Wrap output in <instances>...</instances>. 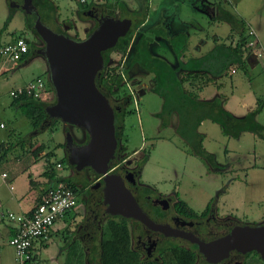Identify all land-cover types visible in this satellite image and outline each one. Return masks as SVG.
I'll use <instances>...</instances> for the list:
<instances>
[{
    "label": "trees",
    "instance_id": "16d2710c",
    "mask_svg": "<svg viewBox=\"0 0 264 264\" xmlns=\"http://www.w3.org/2000/svg\"><path fill=\"white\" fill-rule=\"evenodd\" d=\"M229 4L230 2L228 3L226 0H216L213 20L219 24L228 25L230 35L227 38H231V41L228 43L221 36H217L212 48L198 56H190L186 59L182 58L185 56L187 48V36L181 32L168 36L161 29L143 27L146 20L145 11L128 12L123 2L78 5L81 8L79 11L95 6L102 8L105 16L113 17L114 12L118 10L120 19H131V27L126 35L120 37L114 47L102 52L104 66L95 78L96 87L108 99L114 110L117 147L114 158L110 162L111 167L123 162L129 156L126 147L121 143L123 118L127 113L125 106L129 105L132 97L127 93L125 86L129 81L136 84L147 75H150L149 89L145 91L156 94L162 101L161 109L156 114L159 120V128L164 129L174 121V132L181 139L184 146L191 154L203 159L211 169L219 170L220 168L216 164L215 155L205 151L203 147L205 135L198 130L202 122L215 123L221 134L227 138L238 139L241 134L250 133L255 138L264 141V126L256 120L257 115L262 110L263 99H259L255 107L243 116H235L225 109L223 100L220 97L202 100L199 96V92L205 86L219 78L228 76L232 68L244 69L245 64H248L250 51L246 48V34L249 27ZM32 5L43 23L47 22L55 25L57 7L52 0H33ZM26 16L25 30L32 34L34 38L40 39L34 29L35 15L27 13ZM10 18V16L7 18L6 25ZM56 32L64 34L58 28ZM234 35H236L237 40L232 42ZM28 43L29 50L19 62L31 59L36 55L33 52V49L37 48L34 39L33 41L28 40ZM160 45L165 46L170 56L160 54ZM111 53L119 55L116 63L111 59ZM38 77L43 79L42 76ZM43 81L46 84L44 99L34 98L23 91L12 100V104L20 108L36 133H41L45 129L53 131L61 123L58 119L50 118L45 113V108L55 102V93L49 81L47 79H43ZM87 139L85 133L84 140L80 143H85ZM58 147L61 148L62 144ZM31 148L30 143L26 151L31 150ZM0 149L4 151V155L10 148L3 149L1 145ZM41 151L42 147L39 146L30 152L37 155ZM53 156H55L54 153H46L44 156L47 162L45 168L48 179L47 187L61 183L70 188L77 196L76 206L62 217L69 225L72 222L74 223L76 219L74 210L79 205L78 195L80 191L71 183L68 177L58 176L56 173L57 164L66 169H71L67 165L66 156H62L58 162H55L54 166L50 164V159ZM147 159L148 156L144 155L142 159L138 160L134 169L137 177H139L142 166ZM47 187L40 189L39 202ZM153 191V188L143 186V196L151 195ZM143 196L142 200L145 201ZM143 201L142 206L147 211L151 206ZM175 209L179 215L187 219H196L206 216L210 206H207L199 214L190 209L184 201L179 200L175 204ZM102 210L103 208L99 205L97 210V216L100 219L99 227L94 224L92 229L85 230L83 240L74 237V233L67 230L64 238V264H93L95 261L97 264H209L204 261L195 244L179 246L168 242L167 245L163 244L159 248L160 258L158 260L146 258L145 256L141 257L139 252L131 246L129 220L108 214L103 216ZM153 210L156 211L157 215L162 214L158 211L159 208H153ZM148 214L150 215V213ZM86 233H88L89 238L87 235L85 236ZM253 255L258 257L255 252L247 253L246 256L251 257ZM36 257L37 255L33 254L28 264H38ZM251 264H254V262Z\"/></svg>",
    "mask_w": 264,
    "mask_h": 264
},
{
    "label": "rangeland",
    "instance_id": "374dc122",
    "mask_svg": "<svg viewBox=\"0 0 264 264\" xmlns=\"http://www.w3.org/2000/svg\"><path fill=\"white\" fill-rule=\"evenodd\" d=\"M52 1L57 7L55 25L69 37L84 39L86 34L95 27V23L88 13L78 11V4L73 0ZM184 1L150 0L149 3L151 8L158 5L159 10L156 13H160L162 8L166 10L170 8L171 12L181 13L182 17L185 11H188L189 18L194 17L201 27L209 30L207 31L210 34H208L209 37L211 36L210 31L213 30L212 33H218V36H221L224 41L228 43L231 41V38H227L230 35H228V25L220 24L216 28L210 24L211 27H208L207 17L189 9L187 4L183 3ZM16 2L20 3L17 0H0V30L3 29L8 36L21 35L29 41L34 39L37 48L42 46L38 38H34L25 30L27 13L21 8H16L14 6ZM201 2L209 6L212 3L215 13L216 0H202ZM229 2V5L232 6L235 0H229ZM124 3L128 12L138 8L133 1ZM212 9L207 10V13H211ZM202 12L206 13L205 10ZM234 12L255 30L257 39L262 46V52H264V0H238ZM9 16L11 18L6 25ZM113 18L120 19L118 10L114 12ZM44 24L52 31H57L55 25L47 22ZM64 25L68 26V29H64ZM73 26L75 28H72ZM236 40L237 37L234 35L232 42ZM249 54L251 55L250 52ZM34 56L21 69L19 66L16 67L20 74L18 80L21 82L32 80L36 74L48 80L47 65L43 57L38 54ZM111 59L116 63L119 55L111 53ZM256 60L255 57L250 56V65L245 64V68H238L236 74L224 77L223 89L225 94L234 92V102L232 103L235 104V107L239 105L238 98L240 97H244L245 103L250 106H255L259 99H263L262 110L257 121L264 126V70L262 68L264 57L258 59L257 62ZM11 77L12 71L6 77H0V125H2L0 140H8L9 144H14L9 156L20 152L22 148L27 150L30 143L32 147L40 145L42 150H46L45 153L55 154L50 159V164L54 166L55 162L64 156L58 147L65 140L64 132L68 130L78 143L84 140V133L82 130L62 122L53 131L45 129L41 133H36L20 108L12 104L13 98L9 95V89L14 85L13 80L16 79V76ZM149 79L150 76L147 75L136 84L129 81L125 86L127 93L130 94L128 92L130 88L133 95L129 105L125 106L127 113L123 118L121 143L126 147L129 156L122 164L126 163L129 169L133 170L137 166L138 160L147 155L148 159L142 166L138 182L140 185L151 187L154 191L160 192L164 197H170L171 205L182 200L190 209L199 214L207 206H210L217 219L229 217L235 219L239 225L264 224V141L256 139L250 133H243L238 139L227 138L221 134L215 123L204 121L198 128L199 132L206 134H204L203 147L205 151L215 155L216 164L220 168L219 170L211 169L203 159L191 154L184 146L174 132V121L164 129L159 128L156 114L161 109L162 101L156 94L145 91L149 89ZM37 157L38 154L34 155V159ZM28 158L29 156H25L23 163L27 162ZM22 166L24 165L22 164ZM62 168V170L56 168L58 176L67 177L71 174L69 169L63 166ZM82 207L83 205L79 204L75 208V222L63 228L60 237L57 234L53 235L50 245L55 252H58L55 248L59 240L64 248L67 230L70 233L75 232L76 224L81 221ZM3 247H5L3 254L8 257L11 250L7 246ZM62 260L63 258L58 260L59 264H62ZM252 262L264 264L254 255L245 257L241 264H251ZM93 264H97V262L95 261Z\"/></svg>",
    "mask_w": 264,
    "mask_h": 264
},
{
    "label": "water",
    "instance_id": "95a60500",
    "mask_svg": "<svg viewBox=\"0 0 264 264\" xmlns=\"http://www.w3.org/2000/svg\"><path fill=\"white\" fill-rule=\"evenodd\" d=\"M31 1L23 0L21 6H14L26 13L33 12L34 29L44 43L39 54L47 65L48 81L55 93V102L45 108V113L86 133L87 141L80 144L74 143L73 136L67 134L70 145L66 161L71 169L89 168L99 176L105 213L135 219L165 236L185 238L197 246L209 264L220 263L232 251L255 252L264 262V225H235L227 234L204 242L192 233L155 224L139 206L122 176L112 172L110 162L117 147L114 110L96 87L95 78L104 66L102 52L114 47L118 39L126 35L131 19L103 16L84 39H74L48 28Z\"/></svg>",
    "mask_w": 264,
    "mask_h": 264
},
{
    "label": "crops",
    "instance_id": "0c3cea01",
    "mask_svg": "<svg viewBox=\"0 0 264 264\" xmlns=\"http://www.w3.org/2000/svg\"><path fill=\"white\" fill-rule=\"evenodd\" d=\"M132 1L135 2V4H137L138 7L135 11L140 12L141 10H143L146 12V20L143 24V27H149L150 29H157V30L161 29L165 31L167 33L166 35L168 36L176 32L184 33L187 36L188 38L187 48H186L185 56L182 59H186L190 56H198L206 52L207 50L212 48L214 40L217 39L218 33L216 32L212 33L213 30H211L210 31L211 36L209 37L210 34L207 32L209 30H207L204 27H201V25L198 24L199 22H197L194 19V17L189 18L188 11H185L182 17H181V13L180 14L176 12L173 13L171 12L172 9L170 8H169L170 10L169 9L166 10L162 8L160 13H156V11L159 10L158 5L155 8L153 7L151 8L149 3L150 0H124V2H132ZM201 1L202 0H193V1L185 0L183 3L187 4L189 9H191L192 11L199 12L200 14L206 16L208 20V24H207L208 27H211L210 24H213V26H216V28H218L217 26H219L220 24L213 20V16L215 13L213 12L212 9L213 8L212 3H210L209 6V5H204ZM228 1L229 0H226V2ZM124 2L123 4L125 5ZM237 2L238 0H235V2L232 4L231 8L233 10ZM210 9H212V12L207 13L208 12L207 10ZM203 10H205L206 13L202 12ZM246 23H247V27H251V25L248 22ZM3 32L4 31L0 30V41H8L10 38L15 36V35L8 36L6 35L5 32L4 33ZM159 47H160L159 49L160 54L170 56L169 53H167L165 46L160 45ZM250 56L248 58L249 65L251 64L249 60ZM166 58L168 59V57ZM30 61H31L30 58L27 60H23L22 62H19L15 67L11 68L9 71L4 72V74L2 75L4 77H6L7 74L11 71H12L11 78L16 76V79L13 80L14 85L10 87L9 92L15 88L24 86L26 83L31 81L29 80L27 82L26 81L21 82V80H18L20 74L19 71L16 70V67L19 66L21 69L24 65H26L27 62ZM257 61L258 60H256V62ZM232 70L234 71L233 73ZM237 71H238L237 68H232L229 71L228 76L236 74ZM38 76L40 75L36 74L35 77ZM223 78L224 77L219 78L215 80V82H212L209 85L205 86L199 92L200 99L211 100L215 97H220L223 100V106L225 107V109L230 111L235 116H243L246 112H248L249 110L255 107L252 105L251 106L247 105L248 103H245L244 97L238 98L239 105L235 107V104L232 103L234 102L233 99L234 92L232 91L229 94H225V91L223 89L224 87ZM1 145L3 146V149L4 148H8V149L10 148V149L4 155H3L4 151L0 149V170L6 172L8 175L4 183L0 180V213L12 212L17 215L30 214L33 208L39 202L40 189L47 187L48 179L46 176L47 171H45L47 162L45 157H42L46 154L45 153L46 150H42L41 152H39L38 157L34 159V155L30 151L28 152L29 154L26 153L25 152L26 150H24L23 148L20 150V152H15V154L9 156V154L11 153L10 150L14 147V145L9 144L8 140L5 141L0 140V146ZM35 146L37 147V145ZM35 146H33L31 150L36 148ZM135 154L137 153L135 152ZM25 156H29V158L27 159V162L23 163ZM22 164L24 166H22ZM30 181H32L33 183ZM12 226H13L12 223L9 222L4 217H2L0 214V264H16L13 249L8 245V240L13 235ZM66 226H67V222L65 221V219L59 220L54 225V228L50 232L48 238L46 240L38 242L35 245L34 254L37 255L36 259L38 261V264H59L58 260L60 258H63L62 264H64L65 249L63 248V245H61L60 240L55 248L58 252H55L54 249L52 250L50 243L53 239V235L57 234L60 237L61 236L60 233L62 232V229L65 228ZM3 246H7V248L11 250L8 257L3 254L5 250V247ZM48 250L49 253L47 254Z\"/></svg>",
    "mask_w": 264,
    "mask_h": 264
},
{
    "label": "flooded vegetation",
    "instance_id": "af4514ba",
    "mask_svg": "<svg viewBox=\"0 0 264 264\" xmlns=\"http://www.w3.org/2000/svg\"><path fill=\"white\" fill-rule=\"evenodd\" d=\"M18 2L20 3L16 2L15 4H18L20 6L23 4V0ZM32 2L33 0L31 1V4ZM80 9L81 8H79V10ZM82 12L88 13V15L94 21L95 26L97 25L98 20L101 17L105 16L102 11V8L95 6L90 7L87 10H82ZM63 27L64 29H68V26L64 25ZM72 28H75V26H73ZM88 34H86V36ZM64 35L66 34L64 33ZM38 40L41 41L42 46L36 48L35 50L33 49V52L40 56L39 52L40 50H42L44 43L41 38ZM68 133V130L64 132V134H66V137L64 142L62 143V147L60 148L62 154L66 157L68 155V148L70 145V143H67ZM73 142L78 144L75 138H73ZM69 170L71 174H69L67 177L70 179L71 183H73L80 191L78 195V201L79 204L83 205L81 221L76 224V229L73 235L74 237H79L80 240H83V234L85 233V230L92 229L94 224L99 227L98 223L100 219L97 216V210L99 205L103 208L102 215H107V213H105L106 206H104L102 202V185L98 184L99 176L88 168H83L80 171H77L75 169ZM112 172L122 176L126 187L130 189L135 199L137 200L139 206L155 224L168 225L172 229L181 233H192L204 242H208L215 238L221 237L227 234L232 227H234L235 225H239L238 223H236L235 219L229 217H222V219H217L212 208L204 217H198L196 219H187L178 214L175 209V204L171 205L170 197H164L158 191H153L151 195L143 196V185L139 184L138 177L135 174L134 169H129L126 163L122 164L121 162L116 166H113ZM130 172L132 173V176L129 175ZM142 196L144 197L145 201L142 200ZM141 200L151 206L152 209L150 207L146 211L142 206L143 203ZM164 200H166L167 203H165ZM153 208H159L160 210L158 211L162 214L157 215L156 211L153 210ZM171 210H173V213H171ZM148 213H150V215ZM128 220V225L131 234V246L139 252L141 257L145 256L146 258L158 260L160 258L159 248L163 244L167 245L168 242L177 244L179 246H187L189 244H193L180 236H165L161 232L153 230L135 219L129 218ZM86 235L89 238L88 233H86L85 236ZM246 255L247 253L242 254L236 251H232L229 253L227 258L220 262V264H241L244 260V256L247 257Z\"/></svg>",
    "mask_w": 264,
    "mask_h": 264
},
{
    "label": "built area",
    "instance_id": "2783aa9c",
    "mask_svg": "<svg viewBox=\"0 0 264 264\" xmlns=\"http://www.w3.org/2000/svg\"><path fill=\"white\" fill-rule=\"evenodd\" d=\"M78 5H97L123 2L124 0H73ZM246 48L251 56L257 60L264 57L262 46L257 39L253 28L247 29ZM28 39L23 36H14L8 41H0V77L4 72L15 67L20 59L28 52ZM264 69V61L262 63ZM234 71L232 70V73ZM45 82L42 78L36 77L24 86L15 88L9 92L14 99L23 91L34 98L43 99L45 95ZM130 95L133 91L129 88ZM2 127V125H0ZM62 170L60 164L56 165ZM8 175L0 170V180L4 183ZM11 189V187H10ZM77 196L70 189L61 183L47 187L42 194L40 202L33 208L30 214L17 215L12 212H1V216L12 223L13 235L8 240V245L13 249L16 264H28L34 254L35 245L46 240L53 230L54 225L62 217L76 206Z\"/></svg>",
    "mask_w": 264,
    "mask_h": 264
}]
</instances>
